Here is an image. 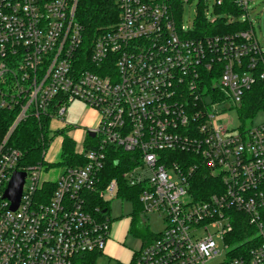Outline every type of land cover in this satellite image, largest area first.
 I'll list each match as a JSON object with an SVG mask.
<instances>
[{
	"label": "built area",
	"instance_id": "built-area-1",
	"mask_svg": "<svg viewBox=\"0 0 264 264\" xmlns=\"http://www.w3.org/2000/svg\"><path fill=\"white\" fill-rule=\"evenodd\" d=\"M114 1L116 22L86 44L78 0H0V111L11 117L0 141V264H91L103 256L108 200L133 206L122 181L138 191L143 222L151 213L165 224L123 264H264V122L246 126L264 112V46L248 10L255 0L230 1L246 30L201 38L190 36L197 18L214 26L223 0L209 21L207 0H199L192 25L181 15L191 0ZM223 16L227 24L237 18ZM74 101L97 114L96 124L52 130ZM30 118L47 120L42 131L53 140L44 150L41 138L35 164L9 142ZM64 137L83 164H59ZM119 165L128 170L108 178ZM56 168V180L43 179ZM200 172L210 178L208 192L196 188ZM15 173L25 178L11 210L4 194ZM239 219L247 237L231 246Z\"/></svg>",
	"mask_w": 264,
	"mask_h": 264
},
{
	"label": "trees",
	"instance_id": "trees-1",
	"mask_svg": "<svg viewBox=\"0 0 264 264\" xmlns=\"http://www.w3.org/2000/svg\"><path fill=\"white\" fill-rule=\"evenodd\" d=\"M231 0H223V6L220 9V14L223 16L224 14H233L235 17L240 16L239 10L235 7H231ZM229 8V9H228ZM118 15V9L115 5L114 0H78L76 11H75V20L82 26L83 35H85L86 44L91 43L100 30L105 29L116 22ZM197 26L196 30L190 34L191 37H203V35L208 34H219V33H227L233 31L246 30L248 28V24L245 21H235L232 24H227L224 17H221L217 20L214 26H211L205 22V18L201 15L197 18ZM203 28H207L203 30ZM216 28V29H214ZM252 101L250 102V110L251 108H255L253 102H255V93H249L248 95ZM249 98V99H250ZM249 113V112H248ZM47 120H36L30 118L25 120L13 131L10 136V145L23 153L25 156L24 163L26 164H35L40 160V132L42 133V124H47ZM11 123V117L5 113L0 111V139L7 132L9 125ZM62 133V132H60ZM64 145L62 147V152L60 156L59 164L70 165L71 163L78 162V164H83V159L74 155L73 142L64 137ZM116 155L124 156L127 158V155L122 154L121 152H117ZM128 170L127 166H118L113 167L108 170L107 177L112 178L114 176H118L124 171ZM199 180L196 183V188L201 191L208 192L210 190V178L203 177V172H200ZM122 193L121 196L132 199L133 201V214L131 215L130 222V231L131 233L141 240L142 245H146L151 242L155 234H152L149 231L148 226L141 219V205L139 204L137 194V190H131L125 183L122 181ZM53 186V185H52ZM50 186V190H51ZM94 204H99V200H93ZM104 206L107 204L104 203ZM244 226V221L239 219L236 224L233 232L227 237V241L231 246H237L244 242V239L247 237L245 230L242 228ZM100 257L96 256L91 264H95L96 259ZM118 264H122L119 263Z\"/></svg>",
	"mask_w": 264,
	"mask_h": 264
},
{
	"label": "rangeland",
	"instance_id": "rangeland-1",
	"mask_svg": "<svg viewBox=\"0 0 264 264\" xmlns=\"http://www.w3.org/2000/svg\"><path fill=\"white\" fill-rule=\"evenodd\" d=\"M215 0H207L205 4L207 7L204 9V12L208 14L206 16L207 21L210 20L209 15H213V4ZM199 4V0H191L190 5L185 4L182 8V21L186 25H192L195 20L194 10L197 8ZM249 20L251 25L253 26V30L255 33V37L259 44L263 47L264 46V0H255L252 5L249 7ZM219 16V15H218ZM217 16V17H218ZM224 17L226 21L230 19V17L220 16L219 18ZM236 21H243L241 15L236 18ZM86 111V105L74 101L70 104L67 112L64 115V122L60 121H53L50 123V128L54 131L57 129H61L65 127L66 124L78 126L82 116ZM227 116L232 119L234 126L239 125V120L236 117L234 111H229ZM252 124L246 123V126H256L260 125L264 122V112H258L255 117L252 119ZM45 132H40V141L43 138L44 147L42 149H46L49 144L52 143L53 140L49 139L44 134ZM75 133V132H74ZM73 133V135H74ZM44 134V135H42ZM4 137V136H3ZM1 138L0 141H3L4 138ZM64 145V141L62 142V147ZM42 149H40V156ZM58 155V143L54 144L47 154V160L51 162L55 161ZM78 164V162H76ZM71 163L70 165H73ZM62 171L61 168H56L53 171H50L47 174L43 175V179L49 180H56L59 173ZM109 201V211H110V218L112 220L111 230H110V237L112 240L113 248H110L108 251L105 252V255L100 256L96 259L95 264H118L120 260V255L128 253L129 250H134L137 248L139 243L141 242L140 239L135 237L130 231V222H131V215L133 214V206L131 202L123 201L121 199H110ZM146 224L149 228V231L152 234H158L162 231L165 227L162 219L157 214H145ZM117 251V255H116ZM116 255V256H115Z\"/></svg>",
	"mask_w": 264,
	"mask_h": 264
},
{
	"label": "water",
	"instance_id": "water-1",
	"mask_svg": "<svg viewBox=\"0 0 264 264\" xmlns=\"http://www.w3.org/2000/svg\"><path fill=\"white\" fill-rule=\"evenodd\" d=\"M90 136L93 137L94 135L90 134ZM24 178V173H15L4 194V197L8 199L11 203V210H16L18 207Z\"/></svg>",
	"mask_w": 264,
	"mask_h": 264
},
{
	"label": "crops",
	"instance_id": "crops-1",
	"mask_svg": "<svg viewBox=\"0 0 264 264\" xmlns=\"http://www.w3.org/2000/svg\"><path fill=\"white\" fill-rule=\"evenodd\" d=\"M96 122H97V114L92 109H90L89 107L86 106V111H85L84 115L82 116L78 126L80 128H87V127L90 128V127H93L96 124ZM74 137L76 139H81L82 133L79 130L75 131ZM110 248H113L112 240L110 242H108L105 252L108 251ZM116 255H117V251H116ZM128 258H129V252L128 253L126 252V254L120 255L121 261H118V262L122 263V264L126 263Z\"/></svg>",
	"mask_w": 264,
	"mask_h": 264
}]
</instances>
